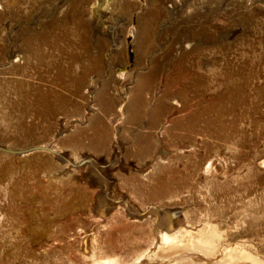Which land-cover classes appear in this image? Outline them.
<instances>
[{"label": "rangeland", "instance_id": "obj_1", "mask_svg": "<svg viewBox=\"0 0 264 264\" xmlns=\"http://www.w3.org/2000/svg\"><path fill=\"white\" fill-rule=\"evenodd\" d=\"M95 1L0 0V264L133 260L153 246L152 208L192 233L216 226L221 245L186 260L243 248L264 262V0H111L97 21ZM32 144L50 149H4ZM103 192L146 214L121 200L98 221Z\"/></svg>", "mask_w": 264, "mask_h": 264}, {"label": "bare ground", "instance_id": "obj_2", "mask_svg": "<svg viewBox=\"0 0 264 264\" xmlns=\"http://www.w3.org/2000/svg\"><path fill=\"white\" fill-rule=\"evenodd\" d=\"M111 0H96L92 9V16L96 19V21L98 20V18H101V13H103V9L104 7L110 3ZM156 1V0H154ZM110 5V4H109ZM157 5V4H156ZM169 8H172L173 10V6L171 5H167ZM154 9V10H153ZM158 6L152 8L154 14L155 13H159L160 11H158ZM150 10V9H149ZM158 11V12H157ZM174 11V10H173ZM172 11V13H173ZM150 12V11H149ZM147 13V12H146ZM152 13V12H151ZM147 15V14H146ZM151 15V14H150ZM149 15V16H150ZM159 15V14H158ZM157 15V16H158ZM153 16V15H151ZM155 16V15H154ZM140 17V16H139ZM138 17V18H139ZM143 18V16H142ZM102 19V18H101ZM146 19V18H145ZM153 19V18H152ZM151 19V20H152ZM155 19V18H154ZM100 20V19H99ZM124 19L120 18L119 21H123ZM101 21V20H100ZM125 22V21H124ZM149 19L142 22V28H143V37H142V43L145 41L148 46L150 47L152 42H150V24H149ZM151 23V22H150ZM118 24V23H116ZM105 25V24H104ZM106 25H108L106 23ZM150 25V26H149ZM118 26V25H117ZM164 26V25H163ZM5 28V26L3 27ZM103 25L98 24V26L96 27L95 32H100V29L102 30ZM10 29V28H9ZM8 29V30H9ZM149 29V30H148ZM117 30V28H116ZM116 30L114 29V27L109 26L106 29V32L104 35H106V37L110 40V42H112V46L110 48V51H112L115 47H118L116 45H118V40L120 39L119 35L117 34ZM140 30V28H139ZM142 33V32H141ZM96 34V33H95ZM136 34V33H135ZM141 39V37H140ZM142 47V46H141ZM147 47V46H146ZM152 47V46H151ZM150 47V48H151ZM162 47V45H161ZM146 49V48H145ZM144 52V51H143ZM156 54V53H155ZM148 58V57H147ZM201 60V59H200ZM204 61V60H202ZM98 63V62H97ZM202 63V62H201ZM205 63V62H204ZM203 63V64H204ZM199 64V62H198ZM205 65V64H204ZM157 66L158 63L155 61L154 63V68H153V72L147 74V75H141L140 80L136 83L135 88L132 91V100L130 101V107L133 109V113L134 115H131L132 119H136L139 117V114L142 112V108L141 106L144 105L145 102V98H144V93L145 90L148 89L151 85V83L153 82L152 80H154V76L157 74ZM203 67V66H202ZM172 72V71H171ZM173 80V79H172ZM148 95V94H147ZM167 103V102H166ZM179 103V102H177ZM180 104V103H179ZM166 108V104H164L163 101H161L160 103H158V105L153 109L152 113L154 116H159L163 110ZM209 109V108H208ZM152 117V116H151ZM114 140V139H113ZM117 142V141H116ZM36 145H40L39 147L41 149L44 148H48L50 149V146H48V144H32L29 146H25V147H20V148H13V147H7L5 148L6 150L11 149V150H16V149H23V148H27L28 147H34ZM115 147H117L115 145ZM39 148V149H40ZM51 149H53L51 147ZM24 150V149H23ZM54 152L59 153L60 155H64L63 152H60V150H54ZM73 156V155H72ZM75 156V155H74ZM84 157V156H83ZM53 158V157H52ZM88 158V157H87ZM90 158V157H89ZM67 159L73 163L74 165H77L80 163V161L83 160H70L68 157ZM105 159V157H104ZM96 160V159H95ZM111 160V159H110ZM92 162L95 163V161L93 159H91ZM101 161V160H100ZM99 161V162H100ZM114 163V162H112ZM118 163V162H117ZM211 163V162H210ZM111 164V163H110ZM214 164V163H212ZM216 164V163H215ZM115 166V165H114ZM209 167V166H207ZM102 173V172H101ZM93 175V174H92ZM100 175V174H99ZM102 178V175H101ZM112 178V177H111ZM105 180V179H104ZM104 185L107 189H110V184L109 182L106 180ZM114 188V187H113ZM101 189V188H100ZM106 189V190H107ZM111 190V189H110ZM114 190V189H113ZM105 191V190H104ZM109 191V190H108ZM101 192V191H100ZM108 193V192H107ZM99 194V193H98ZM115 195V194H114ZM121 195V194H120ZM101 196H103L104 198L101 197L100 200H98V202L96 203V211H97V218L98 221H106L108 216L110 217V215H112L111 213H113V209L114 207H117L118 204L117 203H112L110 201H108V203L105 202V196L106 193L103 192L101 194ZM112 196V195H111ZM124 196V195H123ZM99 198V197H98ZM113 200L116 201H121L124 204V209L125 211H127V214L134 219H141L143 218V216L139 217L137 216V214L133 215L131 214L129 211H138L137 209H135L132 205L130 204V202L126 201V197H121V196H116V197H111ZM124 200V201H123ZM120 205V204H119ZM123 206V205H122ZM106 207V208H105ZM117 209V208H116ZM149 209V208H148ZM153 209V208H152ZM112 210V211H111ZM146 212V210H145ZM151 214V217L153 216L154 218H157V220H154L153 223V234L155 233V237H154V241L152 243V248H148L145 251L141 252L140 254H138V256H136L133 260L130 261H126V262H122L120 261L118 258L116 257H106V258H100V259H94L92 264H201L198 258H195L193 255V259L190 260H186L185 257L183 258V255L186 254L187 251L190 252H197V251H204L206 252L207 249L211 250L212 252H214L215 250V246L217 244V241L222 237L221 234L219 233V231L214 227V224H210V223H206L204 224L200 229L197 230L196 233H192L190 230H188L187 228H185L184 226L180 225L181 224V220L175 218V211L172 210H164L161 213L157 212L156 210H149L148 211ZM147 212V214H148ZM163 215L161 216V218H159V215ZM127 215V216H128ZM178 215V214H176ZM97 221V220H96ZM104 221V222H105ZM33 223V222H32ZM97 224V223H96ZM41 225V224H40ZM178 226V227H177ZM187 227V226H186ZM37 228V227H36ZM33 230L31 227L28 229L29 231ZM42 230V229H41ZM46 230V229H44ZM157 231V232H156ZM195 231V230H194ZM193 231V232H194ZM35 232V231H34ZM50 232V231H49ZM39 233V232H38ZM43 234V233H42ZM32 235V234H31ZM154 236V235H153ZM41 237V236H40ZM39 237V238H40ZM87 238V237H86ZM94 239V238H93ZM221 240V239H220ZM219 243V241H218ZM38 244V243H37ZM220 244V243H219ZM238 244V243H237ZM83 245V244H82ZM87 240L84 241V250L89 249L87 248ZM221 245V244H220ZM236 245V244H235ZM90 248H93L92 245V241H90ZM83 248V247H82ZM223 248V247H222ZM221 248V249H222ZM226 248V246H225ZM90 249V250H91ZM218 249V248H217ZM220 250V249H218ZM236 248L234 249H230L229 250L225 249L222 253L223 255L221 256L222 258V262L226 263V264H237L238 260L240 258H245V260H248L250 262V264H262L264 262H262L259 258H257L256 256H254L252 253H250L248 250L246 249H241L238 250ZM83 251V250H82ZM93 252V249L91 250ZM239 252V254L237 253ZM188 253V252H187ZM201 253V252H200ZM83 254H85L83 252ZM191 254V253H190ZM194 254V253H193ZM87 255V254H86ZM85 255V256H86ZM93 255V254H92ZM196 255H198L196 253ZM190 257V256H189ZM198 257V256H197ZM198 259V260H196ZM205 259V258H204ZM202 260V259H201ZM208 261V260H207ZM209 262V261H208ZM221 262V261H220ZM207 264V263H204Z\"/></svg>", "mask_w": 264, "mask_h": 264}, {"label": "water", "instance_id": "obj_3", "mask_svg": "<svg viewBox=\"0 0 264 264\" xmlns=\"http://www.w3.org/2000/svg\"><path fill=\"white\" fill-rule=\"evenodd\" d=\"M39 149L40 147H36V148H30V149H27V150H24V151H18L17 153H23V152H27V151H31V150H34V149ZM5 149V148H4ZM41 149V148H40ZM45 149H48V148H45ZM57 154V156H60L61 157V155L60 154H58V153H56ZM92 159V158H91ZM91 159H89V160H87L88 162H89V164L97 171V172H99V168H98V164H97V161L96 160H94L95 161V163L94 162H92L91 161ZM110 202H112V203H117L116 201H112V200H109ZM125 204V203H124ZM152 211L153 210H156L157 212H162V211H164V210H162V209H158V208H153V209H151ZM166 210V209H165ZM172 211H175L176 212V214H178V210H172ZM146 214V212L145 213H141V214H137V216H139V217H141V216H144Z\"/></svg>", "mask_w": 264, "mask_h": 264}]
</instances>
